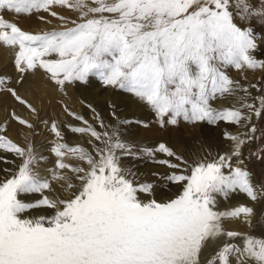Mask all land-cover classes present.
I'll return each mask as SVG.
<instances>
[{
    "label": "snow or ice",
    "instance_id": "snow-or-ice-1",
    "mask_svg": "<svg viewBox=\"0 0 264 264\" xmlns=\"http://www.w3.org/2000/svg\"><path fill=\"white\" fill-rule=\"evenodd\" d=\"M4 12L52 24L38 15L44 12L59 24L26 31ZM0 45L14 52L16 85L38 71L60 91L95 77L145 105L161 128L182 120L244 129L223 132L222 152L189 160L164 142L140 147L123 139L120 125L133 121L120 120L112 104L111 124L91 104L95 123L65 105L76 122L70 132L91 138L70 146L57 121L40 117L11 77L0 76V93L56 137L54 167L42 174L47 158L0 126V264H264V235L226 227L251 226L256 209L218 207V197L235 193L264 204V181H254L244 152L264 158V148L249 147L258 139L253 119L264 118V96L253 97L256 84L228 74L264 70L256 55L264 46V0H0ZM228 101L235 102L214 106ZM10 118L35 132L14 110ZM144 157L166 169L153 175L175 185L174 196L157 200L156 185L140 182L123 163Z\"/></svg>",
    "mask_w": 264,
    "mask_h": 264
},
{
    "label": "rangeland",
    "instance_id": "rangeland-1",
    "mask_svg": "<svg viewBox=\"0 0 264 264\" xmlns=\"http://www.w3.org/2000/svg\"><path fill=\"white\" fill-rule=\"evenodd\" d=\"M55 10L66 17H70L72 19L76 18V14L71 10L61 9L59 7H57ZM38 15H43L47 19H51L53 23L46 24L40 21L37 18V14H33L31 16H16L13 14H9L8 12L3 13L4 19L18 24L19 27L26 31L51 30L52 27H56L59 24L57 20L48 16L47 13L41 12ZM256 55L258 56V58L264 60V46H262V50ZM37 73H40V71H38ZM228 74L234 80H239L246 86L256 84L259 90L253 89V94L255 95V97L264 96V70H256L254 73L249 70L246 73H241L240 71L230 68L228 70ZM67 90H73V93L80 99L81 109L77 110L73 108L66 101L62 103L63 107H60V109L64 110V106L66 105L69 109L82 114L86 119L89 120L90 123H95L90 109L86 106L88 104H91L103 117L105 123L111 124L114 123V121L110 115L111 109L109 108V104H112L115 106L116 114L120 120L127 119L129 121H133L129 124L120 125L123 139L140 147H152L160 142H164L178 153L184 155V153L186 152H180V148L183 144H187V149L190 150L192 147H194L198 149V153L203 154V145L204 141L207 140V138H210V140H212L213 138L218 139L220 132H222L224 128H228V132L231 133L232 130H238L237 127L225 124L223 122H221L218 126H211L206 123L191 125L182 120L179 122L178 126L166 125L165 127L161 128L159 123L156 121L154 114L151 113L145 105L138 102L130 94L123 93L122 91L117 89L105 88L95 77H90L88 83L86 84L81 82L66 84L63 92L66 93ZM130 102L137 104L138 110L135 111L136 107L130 108ZM256 103L258 105V101ZM214 106L222 107L226 105L217 102L214 104ZM52 120H55L54 116L52 117ZM62 121L63 118L58 120L57 123H60ZM134 121H144L146 124H148V127H144L143 125L137 124ZM69 122H71L72 124L76 123L75 121L73 122L69 120L63 121L62 127L65 133V142H67L70 146L80 144L87 146L86 142L91 138L87 136L78 138V134L69 132L70 130L67 127V125H69ZM253 123L257 126V132L255 135L258 137V139L252 142L249 147L253 151L258 152L261 148H264V118H254ZM98 130L100 129L98 128ZM243 130L244 129H241V132ZM54 140H51L47 136L43 138V144H45V146L49 145L46 146L45 149H42L37 141L35 142V144H33L36 151H42V153H38L47 158L44 162H49V160H51V162L47 164V166H49L50 168L54 167L53 156L50 152V148ZM13 141L20 144L18 141ZM93 143H95V141H93ZM217 143L218 142L216 141L215 144ZM20 145L22 146V144ZM183 147L185 148V146ZM211 149L215 150L217 148ZM244 152L245 164L247 165L248 170L251 173L254 172L259 178L260 182L264 181V158L250 156L248 148H246ZM260 155L264 157V153H260ZM8 158L14 159L11 154L8 155ZM158 158L163 157L160 156ZM123 163L125 166L131 167L133 171L136 172L140 182H152L156 185L155 198L157 200H165L176 194L177 188L175 185L168 184L165 180L147 178V174L153 175V173L158 172L157 170L159 168H164L163 166L152 162V160L147 157H144L142 159L125 158L123 160ZM0 167H3V165H1ZM254 181L256 180L254 179ZM241 199L244 201H249L243 193H241L240 200ZM258 209L259 216L255 221V225H253L254 227H252V231L254 234L264 235V214H262V212H264V204H258Z\"/></svg>",
    "mask_w": 264,
    "mask_h": 264
},
{
    "label": "bare ground",
    "instance_id": "bare-ground-1",
    "mask_svg": "<svg viewBox=\"0 0 264 264\" xmlns=\"http://www.w3.org/2000/svg\"><path fill=\"white\" fill-rule=\"evenodd\" d=\"M13 59H14L13 50L6 46L0 45V76L11 77L12 86L17 87V90L20 92V94L24 96L26 99H28L29 102H31L38 109L40 113V117H42L43 119H47L51 121L52 117L54 116L56 121L60 120L61 118H63V121L66 120L73 121L70 117L66 115L63 109H60V107H63L62 103L64 101L69 103L73 108L77 110L81 109L80 99L73 93V90H67L66 93L60 91L58 86L55 85L53 82H51L44 75L42 71H40V73H36L35 76L30 75L26 77V82L24 84L16 85L15 82L19 76V73H17L15 70ZM251 92H252V96L255 97V95L253 94V89H251ZM234 102L235 101H228V102H223V103L220 102V103L225 104L226 106H230V104ZM237 106L239 105L237 104ZM132 107H136L135 111L138 110L137 104L130 102V108ZM13 110L18 115L26 119H29L32 123L36 124L34 133L31 130H29L26 126L19 125L17 121H14L10 118V113ZM63 121L58 124L61 126V129L64 132V129L62 127ZM70 123L71 122H69V124ZM0 126H6V134L12 140L18 141L20 144H22V146H24L29 141H31L33 144H35V142L37 141L40 144L41 148L45 149L46 146L49 145L45 146V144H43L42 139L45 138L46 136L51 140H54L56 138L44 124L37 123V120L29 114L26 108L19 105L18 102L14 101L10 95L3 93H0ZM225 130L228 131V128H224L222 132H220L218 139L213 138L212 140H210V138H207V140L204 141V145H203L204 151H202L203 154L198 153V149L194 147H192L190 150L187 149V144L182 145V147L180 148L181 149L180 152H186L184 153V156L189 160L201 156H207L209 153H211L214 156L218 152H222L227 146L228 142L225 141L223 138V132ZM238 131L241 132V129L232 130V133H236ZM78 138L81 137L79 136ZM216 141L218 142L217 144H215ZM183 146H185V148ZM211 148H217V149L212 150ZM38 152L42 153V151H38ZM52 156L55 162L56 158L53 154ZM209 158H211V156H209ZM50 162L51 160H49V162L41 163L40 167L42 170V174H47L45 170L50 168L49 166H47V164H49ZM157 171L160 173H164L166 169L159 168ZM252 174L256 182L260 183L257 175L254 172ZM147 178H156L157 180H159L154 175L147 174ZM53 187L58 189L59 185H56L55 182H53ZM240 198H241V193L231 194L227 200L218 197V207L221 210H223L226 208L234 207L241 203H245L248 204L249 206L254 207L257 211V216L253 218L254 224L252 222L251 226L243 222H236L226 225V227L229 228L230 230H237L241 232L254 234L252 231V227H254L253 225H255V221L259 216L258 204H253L251 201H244L242 199L240 200ZM254 235L258 237L261 236L260 234H254ZM237 243H239V241H237Z\"/></svg>",
    "mask_w": 264,
    "mask_h": 264
}]
</instances>
